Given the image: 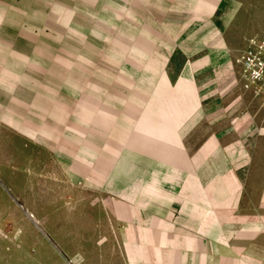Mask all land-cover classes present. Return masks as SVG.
Returning a JSON list of instances; mask_svg holds the SVG:
<instances>
[{
	"label": "rangeland",
	"instance_id": "1",
	"mask_svg": "<svg viewBox=\"0 0 264 264\" xmlns=\"http://www.w3.org/2000/svg\"><path fill=\"white\" fill-rule=\"evenodd\" d=\"M252 36L264 0H0V264H121L101 199L147 169L149 106L235 109L218 134L236 202L264 218V105L238 61ZM220 50L229 72H202Z\"/></svg>",
	"mask_w": 264,
	"mask_h": 264
},
{
	"label": "crops",
	"instance_id": "2",
	"mask_svg": "<svg viewBox=\"0 0 264 264\" xmlns=\"http://www.w3.org/2000/svg\"><path fill=\"white\" fill-rule=\"evenodd\" d=\"M226 57L215 51L210 63H201L202 72L217 66L229 72L220 64ZM189 64L179 77L194 75ZM147 112L133 154L134 161L149 163L147 169L133 170L132 184L106 187L116 196L101 199L121 264H264V218L248 217L236 202L242 181L237 157L224 153L218 134L236 110L196 104L149 106Z\"/></svg>",
	"mask_w": 264,
	"mask_h": 264
},
{
	"label": "built area",
	"instance_id": "3",
	"mask_svg": "<svg viewBox=\"0 0 264 264\" xmlns=\"http://www.w3.org/2000/svg\"><path fill=\"white\" fill-rule=\"evenodd\" d=\"M238 61L242 65L245 88L260 97L264 105V38L250 37Z\"/></svg>",
	"mask_w": 264,
	"mask_h": 264
},
{
	"label": "bare ground",
	"instance_id": "4",
	"mask_svg": "<svg viewBox=\"0 0 264 264\" xmlns=\"http://www.w3.org/2000/svg\"><path fill=\"white\" fill-rule=\"evenodd\" d=\"M33 216V215H32ZM35 219V218H34ZM36 220V219H35Z\"/></svg>",
	"mask_w": 264,
	"mask_h": 264
}]
</instances>
